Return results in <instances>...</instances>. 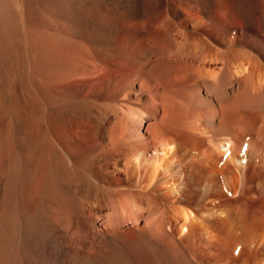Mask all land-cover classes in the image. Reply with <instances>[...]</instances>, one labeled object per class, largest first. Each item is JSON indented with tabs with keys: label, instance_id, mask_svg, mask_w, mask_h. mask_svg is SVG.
Here are the masks:
<instances>
[{
	"label": "bare ground",
	"instance_id": "bare-ground-1",
	"mask_svg": "<svg viewBox=\"0 0 264 264\" xmlns=\"http://www.w3.org/2000/svg\"><path fill=\"white\" fill-rule=\"evenodd\" d=\"M24 1L0 264H264V0H52L76 45L29 38Z\"/></svg>",
	"mask_w": 264,
	"mask_h": 264
},
{
	"label": "rangeland",
	"instance_id": "rangeland-1",
	"mask_svg": "<svg viewBox=\"0 0 264 264\" xmlns=\"http://www.w3.org/2000/svg\"><path fill=\"white\" fill-rule=\"evenodd\" d=\"M26 1L27 2H24L25 5L28 3L25 6L27 9L26 15L28 19H26L28 23L26 20L25 31L29 38L42 42L51 41L68 45L77 44L76 38L68 33L69 31L66 27L72 25L73 27L79 28L78 11L75 7L71 6L66 8V6H59L52 0ZM1 47L2 46H0V148L9 137L7 129L9 127L8 122L12 119L11 112L13 107L20 101L29 99L33 94L28 84V79H30L29 62L31 60V52H33V50L29 51V49H32V47L29 46L25 48L23 51H20L21 53L10 46L4 49Z\"/></svg>",
	"mask_w": 264,
	"mask_h": 264
}]
</instances>
